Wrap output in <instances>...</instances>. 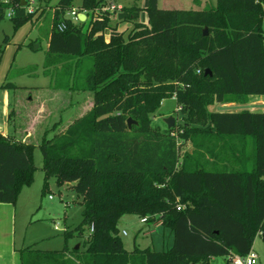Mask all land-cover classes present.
<instances>
[{
    "label": "trees",
    "instance_id": "trees-1",
    "mask_svg": "<svg viewBox=\"0 0 264 264\" xmlns=\"http://www.w3.org/2000/svg\"><path fill=\"white\" fill-rule=\"evenodd\" d=\"M14 1L15 30L43 15L42 4L51 2L38 0L39 9L28 13L21 0ZM107 1L83 0L82 6L93 12ZM139 2L123 9L122 21L134 25L128 36L117 32L109 40L105 31L116 28L115 16L93 12L74 22L66 16L74 0L57 3L48 55L92 57L86 77L69 89L91 91L94 104L40 144L0 132V203L16 204L33 182L39 146L44 190L51 177L68 185L82 198L83 219L65 229L62 249L21 248L22 264H210L216 256L247 255L257 235L264 240V111L208 108L264 96V0H218L204 10H162L158 0H147L146 7ZM144 10L149 22L140 19ZM207 68L211 74L205 75ZM3 87L20 88L11 82ZM173 96L185 119L178 137L193 140L195 151L210 142L214 148L223 142L224 149L228 137H251L252 166L228 169L229 160L217 159L208 169L210 162L194 154L181 159L174 128L161 129L152 119L161 101ZM130 117L138 122L131 128ZM128 214L170 228L173 245L127 250L119 221ZM88 229L82 247L68 246L70 237H83Z\"/></svg>",
    "mask_w": 264,
    "mask_h": 264
},
{
    "label": "rangeland",
    "instance_id": "rangeland-1",
    "mask_svg": "<svg viewBox=\"0 0 264 264\" xmlns=\"http://www.w3.org/2000/svg\"><path fill=\"white\" fill-rule=\"evenodd\" d=\"M58 1L51 0L48 5L43 3L45 7L43 15H36L32 21L27 22L18 30H15L10 18L0 20V80L7 77L8 81L23 86L20 92L18 90L9 91L13 103L9 112L15 108V113L7 122V130L11 122L20 127L28 126L35 121L31 139L37 144L64 130L69 121L89 111L94 104L91 91L79 97L75 95L72 99L68 95L71 90L69 87L71 88L74 83H80L86 77L88 69L93 64L92 57L79 59L65 54H53L50 57L48 55L50 33L55 20L54 11ZM82 3L83 0H74L73 3L81 13H89V16L93 12L99 15L108 13L115 16L113 26L116 28L111 29L115 33L124 32L128 36L133 29L134 25L130 21H119L118 14L123 11L124 7L132 6L135 0H108L104 6L93 12L84 8ZM217 3L218 0H158L159 8L162 10H204L217 6ZM139 4L144 7L147 0H140ZM113 6H115L114 9ZM140 19L142 22H149L147 11H142ZM106 32L110 31L106 30ZM6 36L9 37L8 43L4 41ZM36 43L39 44L38 49L34 48ZM79 61L81 63L77 65ZM50 83H52L51 89H56L52 95L46 90ZM7 92L4 91L2 97ZM19 94L24 99L19 103L17 101L14 107V101ZM263 102L264 96L259 107L264 106ZM215 104H210L209 110H250L251 108L248 102L243 104V108L241 105L238 108H235L237 106L219 108L220 104ZM181 108L176 96L163 99L160 107L152 114L154 126H160L161 129L168 128L164 118L173 116L175 124L171 128H174V134L178 137L185 130V119ZM199 140L201 141V136ZM225 141L224 149L220 146L223 142H219L220 145L216 148L210 142L204 148L195 151L193 140H183L178 137L181 159L186 153H190L196 157L199 156L202 161L210 162L206 166L208 169H213L212 163L217 162V159L229 160L226 166L228 169H242L243 166L250 168L255 160L254 139L250 137L243 142L241 137L232 136ZM230 146L233 150H229ZM235 152L239 154L236 156ZM34 161L37 166L34 180L30 185L23 187L16 203V235H13L16 239V247L33 245L42 250L62 249L66 244L63 235L65 229H74L82 222V198L78 197L68 185L59 184L55 177L48 179V186L44 190L45 171L43 170V154L39 146L35 148ZM224 167V163H219L220 169ZM119 228L127 250H133L137 245L143 249L150 247L162 251L170 248L174 242V235L170 228L157 222L142 223L141 218L136 215L123 216L119 221ZM123 230L127 231L126 235L122 233ZM89 235L90 230L88 229L83 237H70L67 244L70 248H75L77 244H81L82 247V242ZM252 249L258 256L256 264H264V240L260 235H257ZM209 263L233 264L229 256L210 258Z\"/></svg>",
    "mask_w": 264,
    "mask_h": 264
},
{
    "label": "crops",
    "instance_id": "crops-1",
    "mask_svg": "<svg viewBox=\"0 0 264 264\" xmlns=\"http://www.w3.org/2000/svg\"><path fill=\"white\" fill-rule=\"evenodd\" d=\"M146 7V5H144ZM82 18H84L83 15H80ZM89 15L87 14L85 21L88 20ZM110 32H105V35L107 33V40L110 39V36L115 33L111 29H107ZM11 82L20 88H9V87H3L4 84ZM22 85H18L12 81H8L7 77L6 79L0 80V132H2L5 135H13L17 139L23 140V141H32L31 137L33 135V129L35 126V121L30 123L28 126H17L16 124L10 123L11 126L7 130V122H9L12 118V111L15 110L12 109L9 112V109H11L13 103L11 102L10 90H18V92L21 91ZM46 87V86H45ZM41 88V87H40ZM39 88V89H40ZM52 83L47 85L46 90H48V94H53L56 89H51ZM4 91H8L7 93L3 94ZM88 91H79V90H70V98H74V96H80V95H86ZM79 94V95H78ZM263 95H251L249 97L248 103H250L252 111L262 110L264 111V106L259 107L261 101H262ZM24 98L19 94V97L14 101V107L16 102H21ZM32 100V97L30 98ZM264 103V102H263ZM220 104L219 108H226V107H234L238 108L239 105H241V108H243V104L234 102V103H216ZM215 104V105H216ZM247 104V103H246ZM214 107V105H213ZM223 111V110H220ZM224 111H239L238 109L235 110H224ZM8 114V115H7ZM83 115V114H82ZM81 116V115H80ZM72 122L69 121L68 124ZM13 125V126H12ZM68 126V125H67ZM65 129V128H64ZM37 144V143H36ZM17 204L12 203H0V264H22L21 262V256H20V249L25 247H16L15 238L13 235H16V219H17ZM158 224H161L160 222H157ZM123 232V231H122Z\"/></svg>",
    "mask_w": 264,
    "mask_h": 264
},
{
    "label": "built area",
    "instance_id": "built-area-1",
    "mask_svg": "<svg viewBox=\"0 0 264 264\" xmlns=\"http://www.w3.org/2000/svg\"><path fill=\"white\" fill-rule=\"evenodd\" d=\"M23 2H25V4H23ZM2 6H6L5 7V16L6 17L12 18L16 15L18 3L15 2L14 0H0V8H2ZM21 6L25 7V9L28 13H34L39 9L40 5L38 3V0H21ZM114 8H115V6H113V9ZM83 14H85L87 16L86 13H81L76 7H72L70 9V11L67 13V15H69V16H67V15L66 16L68 18L72 19L74 22H77V21H81L80 15H83ZM95 14H97V13H95ZM117 14L118 13H116V15ZM89 17H91V15ZM66 27H67V24L65 22H61L58 25L59 30H64ZM181 207H182V205L178 206L179 209H181ZM141 222L142 223L148 222V218L147 217L141 218ZM93 230H94L93 227H91V232ZM122 233L124 235H126L127 231L123 230ZM229 257H230L233 264H256L257 258H258L257 254L253 251V249H251V251L245 256H241V255L232 253L229 255Z\"/></svg>",
    "mask_w": 264,
    "mask_h": 264
},
{
    "label": "water",
    "instance_id": "water-1",
    "mask_svg": "<svg viewBox=\"0 0 264 264\" xmlns=\"http://www.w3.org/2000/svg\"><path fill=\"white\" fill-rule=\"evenodd\" d=\"M23 4H25V2H23ZM84 18H82L80 16V19L81 21H85V18H86V15L83 14ZM127 16V11H122V12H119L118 14V19L119 20H122L124 19L125 17ZM204 33L205 34H208V27H205L204 28ZM34 48L35 49H38L39 48V44H35L34 45ZM208 74H211V70L209 68H207L205 70V75H208ZM164 121L166 122L168 128H171L174 124H175V118L173 116H168V117H165L164 118ZM138 122L136 120H133L131 117L128 119V126L129 128L132 127L133 124H137ZM81 247V244H77V246H75V249H79Z\"/></svg>",
    "mask_w": 264,
    "mask_h": 264
}]
</instances>
